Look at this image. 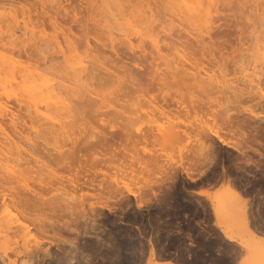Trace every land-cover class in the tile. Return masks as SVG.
<instances>
[{"label": "rangeland", "instance_id": "obj_1", "mask_svg": "<svg viewBox=\"0 0 264 264\" xmlns=\"http://www.w3.org/2000/svg\"><path fill=\"white\" fill-rule=\"evenodd\" d=\"M6 1L9 0L0 2V22H2L0 24L4 25L5 23V28L9 21H6L8 17L11 20L17 18V20L14 19L16 21L19 18L21 24L24 22L23 20H26L24 22L25 25L33 27V31L38 34L33 35L34 38L36 37V41H42L46 45H41V43L42 48L39 46L41 50L40 48L37 49L36 46L39 43L37 42L38 45L34 46L33 37L30 39L33 44L28 41L29 39L27 41L30 43L27 44V41H25L27 38L25 37L30 38L28 33L32 32V29L27 26L28 33H26V36L25 34L22 35L25 38L23 40L24 38L20 34L25 32L24 23L22 28L17 30L20 39L16 38L19 41L7 34L9 32L7 28L3 29L4 34H0V55L4 57L6 62L11 61L7 63L9 64L8 67L13 65L14 70L18 71L19 69V73L14 71L15 76L17 75L16 77H11L9 74L10 76L8 75L9 77L7 76L4 80L0 79V85L2 83L7 85L2 84L5 87L0 86V90L5 88L4 94L7 92L5 95H3L2 91L0 92V100H3V102L2 100L0 102L3 105L7 103V107L10 111L12 109V114H14V116H9H13V118L18 120L15 125L11 122L12 120L10 121L11 118L5 117L2 119L0 117L2 121L0 122V264H61L62 262V264H137L145 256H147L148 261L150 260V240L154 243L156 250L160 249L159 252H163L164 255L162 257L166 256L165 258L176 260L177 256L171 253L170 250L178 251L180 254L187 248L192 251L195 248L194 244H199L203 245L211 253L210 261L213 264H263L256 260L257 258L253 259L254 255L252 257L247 248L239 246L237 242L229 241L224 237L219 227L214 224L212 205L207 197L200 198L196 196L199 194L196 191L199 188L201 189V187L205 188V185H208L206 187H211L212 191L207 189L213 193L214 191L225 189L227 183L224 180L221 181L218 178L217 181L210 182L209 185L206 182H201V179L205 178L209 173L212 175L213 171H227L228 175L236 181L235 183H238L237 185L240 189L243 188L244 193L247 195L246 197L249 198L246 201V206H248L246 209L248 211L250 209L253 210L249 212L253 213L252 215L257 222L256 225L264 233V67H261L259 60L257 62L251 56L254 54L259 56L264 52V26H261L258 22V19L260 18L261 20L262 18L258 16L261 12L257 10L258 12L254 13L252 1L249 0V3L243 5L242 2L238 4L240 0H231L228 2L229 4L226 3L227 0H219L218 5L221 3L218 7L219 12L216 11L215 7H212L210 15L201 17L200 24H198L199 21L197 23L195 17H192L193 19L185 18L184 20L185 16L181 18L184 14L178 10L173 12L171 8H177V5L172 6L170 3L171 7L167 4L168 2H165L167 0H164L165 3L162 0V2L160 0H131L133 5L128 3L131 7L128 8L129 6L126 4L127 9L131 11L135 7L138 9L140 5L143 7L147 6L146 8L144 7L148 12L146 14H151L153 17L146 15L149 17V21L144 22L146 18L138 16L136 8L132 11L133 13L136 12V16H133V13L125 8L127 12L122 22L123 25L121 22L119 23L122 25V30L123 28L125 31L126 29L128 30L127 32H122L120 29V32L115 31L119 25V23L118 25L115 23L114 33H118L119 36L117 34L110 35L109 30H105L108 27L104 28L108 23L105 24L106 19L112 24L115 22L112 20H116L115 16H112L113 19L109 17L112 13L107 15L109 10L112 9V12L115 13L113 15H119L120 13V10L117 12L118 8H115V4L113 6L110 3V5L106 0H95L96 8L102 10L98 9L100 12L97 9V11L92 10V7L95 6L91 3L92 0L91 2L90 0H14L12 3ZM259 3L262 4V1L260 0ZM240 6H244L250 11L244 7L242 9ZM52 7H60V13L55 15L56 20H51L47 15H43V17L41 14L44 8L51 9ZM62 8L67 9V11L62 10ZM103 8L107 11L105 12L106 15L103 13ZM258 8L262 9L264 7L260 6ZM148 9H151L150 11L153 13L148 11ZM243 10L248 12L243 14ZM175 12L177 15H174ZM37 14L40 15L37 16ZM122 14L120 13L117 19L122 20ZM127 14L134 21L125 20V18L128 19ZM88 17L90 19L96 18L95 22ZM135 17H140L141 22L137 19L139 24L142 22L144 23L143 25L149 23V27H146V24L141 29L142 25H140L139 29L141 31H139V34L138 32L136 33L137 30L135 29V34L132 31L136 23ZM103 18L104 26L102 25V29H100ZM11 20L10 22L12 23L13 21ZM96 20L98 21L96 22ZM150 20H152L153 24ZM26 22L29 23L26 24ZM79 22L81 25H79ZM20 23L19 25H21ZM97 23L99 25H96ZM126 23L129 25L128 28L124 25ZM139 24L136 23V25ZM241 25L245 35L242 34L243 40L242 38L240 40L233 39V46L228 47V51L225 52L227 68L218 70V67H215L216 69H213V71L210 70L212 68L208 69L209 75L214 74L212 77H215L216 74L217 79L220 77L218 80L221 82L222 80L223 82L227 81L226 85L230 86L225 88L226 92L215 94L212 91L213 96L212 92H206L207 90H209L208 92L211 91L208 87L206 88V84L202 85L199 80L195 79L197 75H194L193 81L189 79L193 76V72L197 71V68L202 69L203 61L200 57L197 58L198 61L192 60L193 66L186 63L187 67L184 66L182 68L183 70L189 66L186 73H188V76L190 74L192 76H187L188 81L186 75L177 73L176 66L181 64L179 63L180 61H176V59H179L178 55H176V49L177 47H183L181 45L182 41L188 38L193 40V37H196L199 32L204 35L207 29V31L215 33L214 35L212 34L213 40L218 36V39L216 38L215 40L219 43L224 41L223 39L226 36L222 35L223 39H220L219 37L222 36L217 35V32L218 34H226L228 32L225 31H235ZM235 26L238 27L236 28ZM130 27H132L131 30ZM152 27L154 28L153 30ZM13 29L15 28L13 27ZM21 29L24 31L21 32ZM29 29H31L30 32ZM136 29H138V26ZM100 30L103 31L101 32ZM128 34L131 37H127ZM8 35L10 40L7 37ZM116 36L118 37L115 40ZM123 36L132 41L133 49L128 47V40ZM87 37L91 47L86 44L88 43L86 41ZM103 37H105V42H102L104 41ZM152 37H156L159 40L161 55L164 56L158 60L161 65L159 70L160 81L153 78V64L157 62L151 53L158 55V52L152 47ZM11 38H15L14 40L17 42ZM206 38L208 39V37ZM106 40L109 41L107 42ZM12 41L16 44H13ZM20 41L22 42L21 44ZM18 42L19 44H17ZM109 42L110 44L112 42L115 43L116 48L117 46L118 48L120 47L121 52L119 53L123 55V61L120 59L121 57H117L115 53L113 54L108 47H104L105 44L109 45ZM126 42L127 44H125ZM23 45H25V48ZM86 46L87 49L85 50ZM103 48H108L109 50H104ZM44 50L47 51H45L44 55H48L50 58L42 55ZM72 51L73 54L75 53L74 55L71 54ZM146 51H148V56H142ZM187 51L191 52L188 49ZM77 53L82 54L83 58L80 57V54L76 55ZM75 55L76 58H82V63L88 64L86 65L87 68L93 71V74H91V71H86L90 75L86 73L87 75L83 82V85H87L84 89L88 90L89 94H86L88 91L83 90L84 94L82 92L81 95H78V98L74 95L73 97L72 92H69L70 87L72 88L70 85L74 84H70L69 89L67 85L72 80L67 81L72 77L69 75L70 70H72L71 63H74V61L75 63L79 62V59L72 57ZM94 55L97 57L102 56L101 58H96L93 57ZM87 58L91 59L88 60ZM93 58L96 59L94 63H92ZM68 59H70V62H67ZM245 59L247 60L245 61ZM242 60L245 62L242 63ZM100 61L104 66L110 67L109 69H112L113 72H108L109 69L107 67L102 68L103 65ZM235 61H241L240 63L244 65H242L244 68L241 66V69L243 68L244 70L239 69L240 67L238 66L241 64L237 63L235 65ZM97 62L98 64H96ZM228 62L231 64L228 65ZM256 62L259 64H256ZM245 63L247 66H245ZM27 70L35 77L34 80L38 78L41 80L43 76L50 77L53 79L49 78L52 81L50 84L56 83V87L55 85L53 87L55 89L58 87L57 91L59 93L63 92L67 96V93H70V96H68L70 99L68 101L64 99V101L70 103L69 105L73 104L70 108L74 109L71 108L70 110L69 108L71 111L68 110L70 115L67 113V117L63 116L67 122H65V126L61 127L57 124L54 127L49 123L44 124L43 121H35L33 118L34 122L29 117V111L18 103L16 98L18 88L16 87L22 85L15 87L12 84L13 87L10 88L9 82L12 81L14 83L16 80V84L18 82L21 83L19 74L23 72L26 75ZM29 72L27 75H29ZM129 72L132 73L134 80L130 77L131 74ZM7 73L4 72L3 74L6 75ZM117 73L120 76L122 75L123 81L120 82V79H117ZM221 73H224V75ZM182 75L185 76L183 81ZM180 76L182 77L180 78ZM72 83H74L73 80ZM63 84L64 86L67 85V87H64ZM12 88L14 89L12 90ZM10 91L15 92L10 95ZM201 91H204L203 94ZM179 92H183V95ZM8 94L10 95L9 97ZM62 94L59 95L67 97ZM180 97V100L184 102L183 107L185 108L182 112H178L177 109V101ZM210 99H213V101ZM71 100L72 102H69ZM207 102L210 103L208 104ZM210 106H212L211 109ZM215 109L218 110L215 111ZM61 112H59L61 115L57 112V116L58 114L59 116L65 114ZM214 112L219 113L216 115ZM226 114H228L229 118L226 117ZM205 122L204 126L210 124L208 126H213L216 130L217 128L219 131L222 129L220 134H222V137L224 136L226 143L216 138V142L211 145L216 156L215 162L208 165V167L200 166L201 169L200 167L198 169L197 165H191L189 157H193L196 152L201 150H198V145L202 147L203 140L201 141L197 136L195 137L194 132L192 135L196 140L195 138L185 140L182 131L188 127H196L195 124L198 126ZM189 130L191 131V129ZM179 133L182 136H179ZM196 141L197 143H195ZM193 144L197 145V148ZM115 147L124 148V150L118 151L116 149L117 151H114ZM240 147H242L243 151H246L244 152L245 154L239 151ZM196 149L198 151H195ZM190 150L194 151L193 155V151L190 152ZM27 152H31L33 156H29ZM181 163H184L183 165L186 167L191 165L190 169L196 172L195 176L198 177L197 181H195L198 185L190 181L186 174L181 171V167L178 166ZM85 169L91 170V175H93L90 177L88 175L89 172ZM173 169L177 170L176 175H174L176 182L168 179L171 172L174 171ZM202 169L206 170V175L202 177L200 175L199 178L197 175L200 172H204ZM84 170L88 173H85ZM95 172L100 173V175L97 174L95 176ZM93 176L94 179L92 178ZM89 177L91 180L93 179V182L89 181ZM149 181L163 182L161 183L163 185H160L161 187L158 185L154 186L155 191H161L160 199L152 196L150 189H147L150 193L146 191L145 186H147L146 184ZM99 183L104 188H100ZM110 187H128L133 190L144 188L142 189L143 192L140 193L141 197H147L148 195L146 196L144 192H148L154 198L152 202L145 203L141 208H138L137 203L139 200L134 195H130L129 205L131 204V207L127 206L125 201V204L121 205L115 200L116 198H113L114 193L108 191ZM236 202L238 201L236 200ZM236 202L233 205L238 208L240 201ZM91 204H95L100 208L102 213L97 216L87 212L88 215L87 218L86 216L84 217L86 218L85 220L82 217V209L84 207L89 210ZM237 211L236 209L231 215L227 212L228 215L224 217V220H226L229 228L235 234L240 232L247 239L249 236L246 231L244 233V228L240 224V214H237ZM183 213L188 215L183 216ZM230 216L234 217V219ZM74 217L78 219V224L72 222L70 227H75L77 232L63 230L61 223L66 219H74ZM122 221L131 223V226L128 227L133 230L119 232L120 234L124 233L127 238L128 251L122 252L119 249L122 247L121 244L116 242H113L114 251H108L106 243H103L110 232L106 227L109 226V223H114L117 224L114 228L119 229L118 226H123ZM57 232L59 235H57ZM61 236L62 238L73 239L77 244H75L76 247H72L71 244L61 243L62 241H59L63 240ZM47 248L50 249V257L44 253ZM3 249L6 250V256L2 255ZM166 252L170 254L167 253V255ZM218 252L223 253L225 256L223 263L219 262L220 256L217 254ZM126 257L129 258L127 259Z\"/></svg>", "mask_w": 264, "mask_h": 264}, {"label": "bare ground", "instance_id": "obj_2", "mask_svg": "<svg viewBox=\"0 0 264 264\" xmlns=\"http://www.w3.org/2000/svg\"><path fill=\"white\" fill-rule=\"evenodd\" d=\"M4 0H0V2H3ZM12 1H14V0H9V1H6V2H11L12 3ZM89 1V0H88ZM94 1V2H93ZM109 4L111 3V4H113V6H114V4H115V8L117 9V12H119V10H120V13L123 15V19L121 20H119V19H117V16L119 17V15H120V13H119V15H113V14H115V13H113L112 12V7L113 6H111V8L110 7H108V8H110L111 10H109V9H107V10H109L108 12L109 13H107V15L109 14H111L112 13V15H110L109 17H112V16H115L114 18H116V20H112L113 19V17H112V21H115L114 22V24H112L111 22H109V20L108 19H106L105 21V24L108 22V23H110V24H106L105 26H104V18L102 19L103 20V24L101 23V22H99V23H101V28L100 29H102V25L104 26V28H106V27H108V29L106 28L105 30H109V32L111 33L110 35H114V34H117L118 35V33H114V29L116 28L115 26H116V24L118 25V23L119 22H123L124 21V17H125V15H126V10H125V8L127 9V6H129V4H132V2H131V0H106ZM134 1V0H133ZM161 1V0H160ZM163 2H164V0H162ZM161 1V2H162ZM221 1V0H220ZM219 0H167V1H165L168 5H170V3L172 4V6L173 5H177V8L175 7V8H173L171 5V9H172V11L174 12V10L176 11V10H178L180 13H182V14H184V15H182L181 16V18L183 17V16H185L184 17V20H185V18H192V17H195L196 18V22L198 23V21H199V23L198 24H200V19H201V17H204L205 15H210V12H211V10H212V7L214 8H216V11H218L219 12V9H218V7H219V5L221 4H219L218 5V2H220ZM229 1H231V0H227V2L226 3H228ZM238 1V0H237ZM249 0H240V1H238V4L240 3V2H242L243 3V5H245L246 3H249L248 2ZM252 1V4L254 5V10H255V12L254 13H256V12H258L259 10H260V12L261 13H259L258 14V16L260 17H262L261 18V20H260V18L258 19V22L260 23V25L261 26H264V8H258V7H260V6H263L264 7V0H261L262 1V4L261 3H259L260 2V0H251ZM90 2H91V0H90ZM97 2V1H96ZM99 2H101V1H99ZM164 2V3H165ZM223 2H225V1H223ZM92 4H94L95 3V0H92V2H91ZM129 3V4H128ZM225 3V4H226ZM230 3H232V2H230ZM91 4V6H93ZM102 4V3H101ZM104 4V3H103ZM106 4V3H105ZM110 4V5H111ZM126 4H127V6H126ZM163 4V3H162ZM229 4V3H228ZM95 6H93L92 7V10L93 11H97L99 8H96V4H94ZM98 5V4H97ZM109 5V6H110ZM133 5V4H132ZM131 5V6H132ZM167 5V6H168ZM222 5H223V3H222ZM89 6V5H88ZM126 6V7H125ZM161 6V5H160ZM165 6V5H164ZM105 7H107V6H105ZM145 8L147 7V6H144ZM143 6H141L140 5V7H138V9H137V7H135L134 9L135 10H137V15L138 16H142L143 18H146V20L144 21V22H148L149 21V17L148 16H150V15H148V14H146V13H148L147 12V9H145ZM162 7V6H161ZM241 7V6H240ZM244 7V6H243ZM243 7H241L242 9H243ZM59 8L60 7H52L51 9H46V8H44V10L42 11V16L44 15H47L48 17H50L51 18V20H56V17H55V15L56 14H58V13H60L59 12ZM128 8H131L130 6L128 7ZM140 8V9H139ZM163 8V7H162ZM168 8V7H167ZM167 8H165L166 10H167ZM240 8V9H241ZM244 8H246V7H244ZM258 8V9H257ZM90 9V8H89ZM97 9V10H96ZM105 8H103V13L105 14V12H107L106 11V9L104 10ZM113 9H114V7H113ZM133 9V8H132ZM133 9V10H134ZM170 9V10H171ZM242 9H241V13H242ZM247 9V8H246ZM245 9V10H246ZM62 10H66L67 11V9H65V8H62ZM88 10V9H87ZM91 10V11H92ZM100 11H102L101 9H99ZM98 10V12H100ZM127 10H129V9H127ZM133 10H129L130 12H132ZM151 9H148V11H150ZM245 10H243V14L244 13H247L248 11H250L249 9H247L248 11H246L245 12ZM258 10V11H257ZM111 11V12H110ZM113 11H115V10H113ZM171 11V12H172ZM177 11V12H178ZM151 12V11H150ZM165 12V11H164ZM169 12V11H168ZM170 12V13H171ZM178 12V13H179ZM52 13V14H51ZM133 13V12H132ZM136 12H134L132 15L133 16H136V14H135ZM151 13H153V12H151ZM103 14V15H104ZM116 14H118V13H116ZM40 14H37V16H39ZM76 15V14H75ZM106 15V14H105ZM121 15V16H122ZM128 15V14H127ZM130 15H131V13H130ZM130 15H128V19H126L125 18V20H127V21H134V20H131L130 19ZM146 15H148V16H146ZM174 15H177V13L175 12L174 13ZM9 16V15H8ZM43 16V17H44ZM132 16V17H133ZM17 17V16H16ZM94 17V16H93ZM98 17V16H97ZM150 17H153L152 15L150 16ZM11 18V17H10ZM89 19H90V17H88ZM122 18V17H121ZM134 18V17H133ZM136 18V17H135ZM6 19V18H5ZM13 19V18H12ZM14 19H16L17 20V18H14ZM11 20V19H9V17H8V19L6 20V21H8V23H7V25H6V27L5 28H7V30L9 31L7 34H9L10 35V37H18V34H17V30H18V28H22V24L26 21V20H23L22 22V24L20 23V21H19V18H18V21H19V23L21 24V25H19V23H18V21H16V20ZM94 22H95V19H93V18H91ZM90 19V20H91ZM137 19H138V21H140L141 22V19H140V17L139 18H136V23L137 24H139V22H137ZM148 19V20H147ZM193 19V18H192ZM10 20L11 21H13L12 23L10 22ZM99 20H101L100 18H99ZM119 20V21H118ZM153 20V19H152ZM152 20H150V22L153 24V22H152ZM4 21V20H3ZM77 21H78V19H77ZM86 21V20H85ZM98 20H96V22H97ZM154 21V20H153ZM186 21H187V19H186ZM189 21V20H188ZM11 24H10V23ZM155 22V21H154ZM193 22V21H192ZM0 23H2V22H0ZM29 23V22H28ZM27 22H26V24H28ZM80 23V22H79ZM86 23H87V21H86ZM116 23V24H115ZM121 23H119V25L117 26V30H115V31H118V32H120L119 31V29L120 30H122V25H123V23H122V25H120ZM135 23V22H134ZM136 23H135V25H134V27L136 26V28H137V26H138V29H136V28H134L133 27V29H132V31H133V33L135 32V30H137L136 31V33L138 32V34H139V31H141L140 29L141 28H143L146 24V27L149 25V23H146L145 25H143L144 23L142 22L141 24H139V25H136ZM150 23V24H151ZM257 23V22H256ZM255 23V24H256ZM31 24V23H30ZM84 24V23H83ZM89 24H90V22H89ZM88 24V25H89ZM188 24V23H187ZM190 24V23H189ZM193 24V23H192ZM253 24H254V22H253ZM79 25H81V23L79 24ZM85 25V24H84ZM92 25H93V23H92ZM96 25H99L98 23L96 24ZM124 25H126V28H128V26L129 25H127V23L126 24H124ZM140 25H142L141 27H140ZM243 25V24H242ZM242 25L240 26V27H238V26H235L236 28H237V30H233L232 32H229V31H225V32H228V33H226V34H218V32H217V35H220V36H226V37H228L227 39H226V37H225V39H223V36L222 37H219L220 39L222 38L224 41H222V42H216V38L218 37H216L214 40H213V35L215 34H213V33H211L212 31H207V29L205 30V32H206V34H205V32H204V35L201 33V32H199L198 34H200V35H196V37H193L194 39L193 40H191V38H188L187 40H185V41H182L183 43L181 44V45H183V47H177V51H176V55H178V58L179 59H176V61L178 60V61H180L179 63L181 64V65H179V66H176V70L178 71L177 73L179 74H184V75H186V77L188 76V73H186V72H188L187 71V69L189 68V66H188V68H185V69H183L182 70V68H184V66L185 67H187L185 64L186 63H189V65L190 64H192V60L193 61H198V59L197 58H202V61H203V64H202V69H199V68H195L197 71H195V72H197L196 74H195V72H193L194 74H193V76H192V74H190L192 77L191 78H189L190 80L194 77V75L196 76L195 77V79L196 80H199L200 81V83H202V85L203 84H206L207 86H206V88L208 87L211 91L210 92H208L209 90H207L206 92L207 93H211L212 91L215 93V94H219V93H221V92H223V91H225V88L227 87H229L228 85H226V82L227 81H224L223 82V80H222V82L220 81V80H218V79H220V77H218V79H217V77H216V74H215V77H212V75H214V74H211V75H209V72H208V69H210V68H212V69H210L211 71H213V69L215 70L216 68L215 67H218V70L220 69H224V68H227L226 66H227V57H225L226 56V53L225 52H227L228 50V47H232L233 46V43H234V40H237V39H241L242 38V34H244V31H243V29H242ZM247 25V24H246ZM4 26H5V23H4V25H1L0 24V34H4V30H5V28H4ZM25 26H26V28H25ZM27 26L29 27V25H25V23H24V25H23V28L25 29V32H23V34H20L21 35V37H22V35H24L25 34V36L27 35L26 33H28V29H27ZM33 26V25H32ZM94 26V25H93ZM92 26V27H93ZM114 26V27H113ZM120 26V27H119ZM152 26V25H151ZM151 26H150V28H151ZM13 27L15 28V29H13ZM124 27V26H123ZM139 27H140V29H139ZM149 27V26H148ZM17 28V29H16ZM29 28H31L32 29V32H30L31 31V29H29V32L30 33H28V35L30 36V38L29 37H25V38H27L26 40H25V38H24V36L22 37V38H24L23 40H25V41H27L28 39V41H30V39L33 37V35H38L35 31H33L34 29H33V27H29ZM131 28L132 27H130V30H131ZM235 28V29H236ZM4 29V30H3ZM135 29V30H134ZM154 28L152 27V30H153ZM36 30V29H35ZM105 30H104V32H105ZM127 30L128 29H126V31L124 30V28H123V30H122V32H127ZM246 30V29H245ZM22 31H24L23 29H21V32ZM101 31V30H100ZM103 31V30H102ZM101 31V32H102ZM131 31V32H132ZM199 31V30H198ZM36 34H35V33ZM108 32V31H107ZM108 32V33H109ZM128 32H130V31H128ZM143 32V31H142ZM234 32V33H233ZM106 33V32H105ZM141 33V32H140ZM145 33V32H144ZM220 33V32H219ZM246 33V32H245ZM264 33V32H263ZM130 34V33H129ZM129 34H128V36L127 37H131V36H129ZM132 34V33H131ZM135 34V33H134ZM188 34H189V32H188ZM213 34V35H212ZM6 35V34H5ZM9 35L7 36V37H9ZM17 35V36H16ZM109 35V34H108ZM109 35V36H110ZM121 35H123L122 33H121ZM127 35V34H126ZM145 35L147 36V34L145 33ZM228 35V36H227ZM245 35V34H244ZM243 35V36H244ZM100 36V35H99ZM108 36V37H109ZM119 36V35H118ZM118 36H116V38H115V40L117 39V37ZM125 36V35H124ZM123 36V37H124ZM216 36V35H215ZM10 37H9V40H10ZM20 37V36H19ZM18 37V38H19ZM39 37V36H38ZM37 37V38H38ZM113 37V36H112ZM115 37V36H114ZM127 37H124V38H127ZM142 37H144V36H142ZM206 37H208V39L206 38ZM232 38V39H230V38ZM245 37V36H244ZM258 37V36H257ZM11 38V39H12ZM14 38V39H15ZM18 38H16V40L17 41H19L18 40ZM45 38V37H44ZM104 38L105 37H103V40H104ZM14 39H12L13 41H15V42H17L16 40H14ZM20 39V38H19ZM32 39H34V46H36V45H38V43H39V45L38 46H36V48L38 49V48H42V46L41 45H46L44 42H42V41H40V42H38V41H36V37L34 38H32ZM41 39V38H40ZM100 39H102L101 37H100ZM110 41H112L110 38H108ZM113 39V38H112ZM218 39V38H217ZM234 39V40H233ZM22 40V39H21ZM108 40V41H109ZM127 40H128V38H127ZM126 39H125V41H127ZM151 40H152V47L154 48V49H156V51L158 52V55H156V54H153V53H151L152 55H153V58H154V60L157 62V63H154L153 64V67H154V75H153V78L154 79H158L159 81L161 80V77H160V72H159V70H160V64L158 63V60L161 58V57H164L163 55H161V47H160V42H159V40L156 38V37H152L151 38ZM238 40V41H239ZM242 40H243V38H242ZM241 40V41H242ZM13 41H12V43H13ZM26 42L27 44L28 43H30V42ZM36 41V42H35ZM46 41H48V40H46ZM45 41V42H46ZM57 41V40H56ZM86 41H88V37H87V40ZM107 41V40H106ZM107 41V42H108ZM217 41H219V40H217ZM238 41H236V42H238ZM14 42V43H15ZM38 42V43H37ZM49 42H50V40H49ZM102 42H105V40L104 41H102ZM122 42H124L123 40H122ZM13 43V44H14ZM22 42L20 41V44H21ZM25 43V44H26ZM32 43V42H31ZM32 43V44H33ZM42 43V44H41ZM51 43V42H50ZM55 43H57V42H55ZM118 43H119V41H118ZM117 43V44H118ZM16 44V43H15ZM17 44H19V42L17 43ZM31 44V45H32ZM41 44V45H40ZM48 44V43H47ZM52 44H54L53 42H52ZM58 44V43H57ZM56 44V45H57ZM86 44H88V45H90V43H89V41H88V43H86ZM115 43H113L112 42V44H110V42H109V45H110V47H109V45H107V44H105L104 45V47L106 48V47H108L109 49H110V51L111 52H113V54L115 53L116 55H117V57H121L120 59L123 61L124 59V57H123V55H121V53H119V52H121L120 50L121 49H119L118 48V46H117V48L115 47V45H114ZM125 44H127V42L125 43ZM51 45V44H50ZM55 45V44H54ZM128 47H130L131 49H133L134 48V46H133V43H132V41L131 40H128ZM25 45H23V47H24ZM40 46V47H39ZM58 46V45H57ZM78 46V45H77ZM85 46V45H84ZM89 47V46H88ZM90 47H91V45H90ZM25 48V47H24ZM41 48H40V50H41ZM43 48H44V46H43ZM49 48V47H48ZM107 48V49H108ZM73 49H75V48H73ZM87 49V46H86V48H85V50ZM104 49V48H103ZM107 49H104V50H107ZM108 49V50H109ZM187 49L188 50H191V52L189 53V51H187ZM40 50H38V51H40ZM46 50H49V49H46ZM46 50H44V52H43V56H47L48 57V55H44L45 54V51ZM76 50V49H75ZM74 50V51H75ZM88 51V50H87ZM145 51V50H144ZM255 51V50H254ZM257 51H259L258 49H257ZM47 52V51H46ZM49 52V51H48ZM110 52V53H111ZM148 51H146V52H144L143 53V55L142 56H144V57H147L148 56V53H147ZM47 54V53H46ZM51 54V53H50ZM71 54H73V51L71 52ZM75 54V53H74ZM73 54V55H74ZM80 53H77L76 55H79ZM254 54V53H253ZM261 54V53H260ZM65 55V54H64ZM66 55H68V54H66ZM76 55L75 56H72V57H74L75 59H79V62H77L78 64H80V65H78L77 63H75V61H74V63L72 64L71 63V67H72V70H70L71 72H69V71H67V72H69L70 74V79L69 80H67V81H70L71 79L73 80V82L74 83H72V80L69 82V83H67V85H68V89H69V85L70 84H74V85H70V86H72V88L70 87V90H69V92H72V96L74 95V96H77V98H78V95H81V93L83 92V90H86V89H84V87L86 88V86L87 85H83L84 83V78H85V76L87 75L86 73H88V72H86V71H91V70H89L88 68H87V66L86 65H88V64H84V63H82L83 61L81 60L83 57L81 56L82 54H80V57H82L81 59H80V57L79 58H76ZM84 55V54H83ZM100 55V54H99ZM111 55V54H110ZM50 56V55H49ZM102 56V55H101ZM101 56H98V57H100L101 58ZM252 56V58L254 57V59H255V61H257V60H259L260 61V63H261V67L263 68L264 67V52L261 54V55H259V56H255V54L254 55H251ZM89 57V56H88ZM93 57H96V58H98L97 56H93ZM3 58V59H2ZM48 58H50V57H48ZM73 58V59H74ZM84 58H85V56H84ZM176 58V57H175ZM74 59V60H75ZM88 60H90L89 58H87ZM119 59V58H118ZM253 59V60H254ZM76 60V61H77ZM94 60H96L95 58H93V62L92 63H94ZM101 60V59H100ZM247 59H245V61H246ZM65 61H66V59H65ZM81 61V62H80ZM177 61V62H178ZM233 61V60H232ZM231 61V62H232ZM245 61H243L242 60V63H244ZM255 61H254V63H255ZM259 61H257V62H259ZM11 61H8V62H6L5 60H4V57H2L1 55H0V79L2 80H4L5 78H7V76L10 74L11 75V77H14L15 76V72L14 71H16V70H14V66L13 65H11V64H13V63H11L10 65H11V67H8V65L9 64H7V63H10ZM67 62H70V59H68V61ZM96 62V61H95ZM241 61H235V65L237 64V63H239V64H241V65H239L238 67H240L239 69H241V66L243 65L242 63H240ZM248 62V61H247ZM256 62V64H259V63H257ZM100 63H101V61H100ZM99 63V64H100ZM105 63V62H104ZM194 63V62H193ZM229 63V62H228ZM250 63V62H249ZM66 64V63H65ZM96 64H98V62L96 63ZM96 64H95V66H96ZM102 64V63H101ZM177 64V63H176ZM231 63H229L228 65H230ZM94 65V64H93ZM103 65V64H102ZM255 65V64H254ZM98 66V65H97ZM191 66H193V64L191 65ZM244 66V65H243ZM242 66V67H243ZM245 66H247V64L245 63ZM13 67V68H12ZM66 67V66H65ZM68 67V66H67ZM70 67V68H71ZM93 67V66H92ZM106 68L107 66H104L103 65V67L102 68ZM252 67H253V65H252ZM16 68V67H15ZM94 68V67H93ZM96 68V67H95ZM110 67H107V69H109ZM244 68V67H243ZM242 68V69H243ZM88 69V70H87ZM92 69V68H91ZM191 69V68H190ZM189 69V71H191ZM193 69H194V67H193ZM241 69V70H242ZM264 69V68H263ZM67 70V69H66ZM112 70V69H111ZM110 69H109V71L108 72H113V70L111 71ZM225 70V69H224ZM238 70V69H237ZM244 70V69H243ZM10 71H11V73H10ZM23 71H25V70H23ZM28 72H29V70H27ZM26 71V75H24L23 74V72L22 73H20L19 74V78L21 77V83H15V81H14V83L11 81V82H9V84L11 85H9L10 86V88L11 87H13V85L12 84H14V86L16 87L17 85H22V86H18V87H16V88H18L17 89V93L18 94H16L17 95V101H18V103H20L22 106H24V108L26 109V110H28L29 112V117H31L32 118V121H34L33 120V118L35 119V121L37 120V121H43V123L45 124V123H49V124H51V125H57V124H59L61 127H63V126H65V120H64V118H63V116L64 117H67L66 115H67V113L69 114V111L71 110V108H70V106L71 105H73V104H71V105H69L70 103H68V102H66V101H64V99L66 100L67 99V101H68V99H70L68 96H70L69 94V92H68V90H66L68 93V96L67 95H65L63 92V94L65 95V96H67L66 98L65 97H63V96H60L59 94H62V93H59L58 91H57V88L55 89V87H56V83L55 84H50V82H52V81H50V77H45V76H43V78L41 77V80L39 79H35L34 80V78L35 77H33V75L31 74V72H29V75H27L28 74V72ZM263 71V70H262ZM6 73V72H8L6 75L5 74H3V73ZM16 72H18L19 73V69H18V71H16ZM93 71H91V74H93L92 73ZM107 72V71H106ZM1 73H2V75H1ZM17 73V74H18ZM34 73H36V72H34ZM202 73H204V74H202ZM22 74V75H21ZM37 74V73H36ZM35 74V75H36ZM40 74V73H39ZM43 74V73H42ZM42 74H41V76H42ZM64 74H66V72H64ZM89 74V73H88ZM113 74V73H112ZM129 74H131L130 75V77L132 78V80H134V77L132 76V73H130L129 72ZM221 74H223L224 75V73H221ZM9 75V76H10ZM13 75V76H12ZM34 75V76H35ZM60 75V74H59ZM67 75V74H66ZM90 75V74H89ZM114 75H115V73H114ZM190 75L188 76V77H190ZM220 75V74H219ZM8 76V77H9ZM17 76V75H16ZM15 76V77H16ZM31 76V77H30ZM119 77L120 76V74L118 75V73L116 74V77ZM122 76V75H121ZM117 77V79H120L119 81L121 82V81H123V77ZM183 76V75H182ZM182 76H180V78L182 77ZM218 76V75H217ZM4 77V78H3ZM33 77V78H32ZM45 77V78H44ZM188 77H187V81H188ZM221 77H224V76H221ZM46 78H48L47 80H46ZM50 78V79H49ZM65 78V77H64ZM185 78V76H183L182 77V81H183V79ZM43 79V80H42ZM67 79V78H66ZM195 79H194V82H195ZM226 79V78H225ZM7 81H8V79H6ZM5 80V81H6ZM38 80V81H37ZM45 80V81H44ZM51 80H53V79H51ZM86 80H88V79H86ZM4 81V82H5ZM18 81V80H17ZM49 81V82H48ZM66 81V82H67ZM185 81H186V79H185ZM192 81H193V79H192ZM3 82V81H2ZM180 82V81H179ZM191 82V81H190ZM229 82H231V81H229ZM1 83V82H0ZM23 83V84H22ZM184 83V82H183ZM199 83V82H198ZM232 84H234L233 82H231ZM3 84V83H2ZM1 84V85H2ZM65 84V83H64ZM64 84H63V86H64ZM179 84V83H178ZM189 84V83H188ZM196 84V83H195ZM228 84V83H227ZM0 85V86H1ZM3 85H6V84H3ZM2 85V86H3ZM53 85H55V87H53ZM59 85H60V83H59ZM67 85H65L66 87H67ZM180 85V84H179ZM194 85V84H193ZM201 85V84H200ZM7 86V85H6ZM64 86V87H65ZM89 86V85H88ZM181 86V85H180ZM183 86H184V84H183ZM199 86V85H198ZM3 87H5V86H3ZM60 87V86H59ZM197 87V86H196ZM195 87V88H196ZM1 88V87H0ZM6 88H9V87H6ZM15 88V89H16ZM189 88V87H188ZM205 88V87H204ZM4 90H5V88H3ZM14 88H12V90H13ZM20 89V90H19ZM72 89V90H71ZM91 89V88H90ZM4 90H0V92L2 91H4ZM8 90H10V89H8ZM61 90H62V88H61ZM61 90H60V92H61ZM192 90V89H191ZM199 90V89H198ZM202 90V89H201ZM205 90V89H204ZM215 90V91H214ZM6 91H7V89H6ZM86 91H88V90H86ZM94 91V90H93ZM227 91V90H226ZM225 91V92H226ZM12 92H15V91H10V95L11 94H13ZM21 92V93H20ZM200 92V91H199ZM202 92V91H201ZM204 92V91H203ZM203 92H202V94H203ZM205 92V94L207 95V93ZM213 92H212V94H213ZM21 95H20V94ZM95 93V92H94ZM180 93V92H179ZM183 92H181L180 94L181 95H183L182 94ZM5 94H7V92L5 93ZM4 94V92H3V95H5ZM62 94V95H63ZM83 94H84V92H83ZM82 94V95H83ZM86 94H89V91H88V93H86ZM179 94V95H180ZM211 94V95H212ZM2 95V94H1ZM9 94H8V97L10 96ZM206 95H204V96H206ZM73 96V97H74ZM85 96V95H84ZM213 96H214V94H213ZM62 97H63V99H62ZM72 97V98H73ZM182 97V96H181ZM181 97L178 99V101H177V103H178V105H177V109H178V112H182V110L183 109H185L184 107H183V104H184V102L183 101H181L180 99H181ZM76 98V97H75ZM80 98V97H79ZM214 99H215V97H214ZM2 100V99H1ZM0 100V101H1ZM211 100V99H210ZM218 100V99H217ZM74 101V100H73ZM211 101H213V99L211 100ZM2 102H3V100H2ZM2 102H0V117L3 119V118H11L10 119V121L11 122H13L15 125L17 124V121L18 120H16L17 118H13V116H14V114H12L13 113V111H12V109H11V111L9 110V108L7 107V103L6 104H2ZM16 102V101H15ZM69 102H72V100L71 101H69ZM75 102V101H74ZM17 103V104H18ZM176 103V104H177ZM208 104L210 103V102H207ZM214 103H215V101H214ZM9 104V103H8ZM212 104H213V102H212ZM211 104V105H212ZM11 105V104H10ZM9 106V105H8ZM22 106H21V108H22ZM75 106V105H74ZM12 107V106H11ZM10 107V108H11ZM186 107V106H185ZM188 107V106H187ZM69 108H70V110H69ZM191 108H192V106H191ZM212 108V106H210V109ZM72 109H74V108H72ZM214 109V108H213ZM212 109V110H213ZM57 110H59V111H57ZM69 110V111H68ZM216 110H218V109H215V111ZM59 113V112H61V113H65V114H63L62 116H59V114H58V116H57V112ZM73 111V110H72ZM54 112V113H53ZM71 112V111H70ZM213 112V111H212ZM9 113H11V114H9ZM214 113H216V115H218V113L217 112H214ZM213 113V114H214ZM221 113V112H220ZM208 114V113H207ZM211 114V113H210ZM9 115H13L12 117L11 116H9ZM61 115V114H60ZM70 115V114H69ZM69 115H68V117H69ZM215 115V114H214ZM227 116L226 117H228V114H226ZM263 115V114H262ZM8 116V117H7ZM223 116V115H222ZM17 117V116H16ZM63 119H62V118ZM0 118V119H1ZM31 118H30V121H31ZM229 118V117H228ZM208 119V118H207ZM211 119V118H210ZM234 119H236V118H234ZM20 120V119H19ZM34 121V122H35ZM210 121V120H209ZM220 121V120H219ZM0 122H2L1 120H0ZM25 122V121H24ZM33 122V123H34ZM213 122V121H212ZM227 122V121H226ZM41 123V122H40ZM67 123V122H66ZM219 123V122H218ZM13 124V125H14ZM43 124V125H44ZM206 124V122L205 123H202V124H199L198 126L195 124V126L196 127H194V128H190V127H188L189 129H191V131L187 128V129H185L184 131H182L183 132V135H184V137H185V140H190L191 138H193V135H192V133L195 135V137L197 136L198 137V139L200 140L201 139V141L203 140V142H202V144L203 145H201L202 147H200L199 145H198V150L199 149H201V150H195V151H198V152H196L195 153V155L192 157H189V159H190V163H191V165L192 166H196L197 168L198 167H200V166H204V167H208V165H211V164H213L215 161L214 160H216L215 158H216V156H215V152H213V149L211 148L212 146V144L214 143V142H216V138H218L220 141H222V142H224V143H226V139H224L223 137H222V134H220V132H221V130L219 131L218 130V128H217V130L212 126V127H210V126H208V125H210V124H207V126H204ZM212 124V123H211ZM216 124V123H215ZM221 124V123H220ZM235 126V125H234ZM234 126H233V128H234ZM55 127V126H54ZM219 127V126H218ZM232 127V126H231ZM219 128H221V127H219ZM228 128H229V125H228ZM235 129V128H234ZM238 131V130H237ZM240 132V131H239ZM244 132V131H243ZM242 132V133H243ZM181 133V132H180ZM178 134L179 136H182L181 134ZM1 134V133H0ZM4 134V133H3ZM7 135V134H6ZM242 135V134H241ZM5 136V135H4ZM8 136V135H7ZM6 137V136H5ZM111 137V136H110ZM194 137V138H195ZM248 137V136H247ZM6 138H8V137H6ZM113 138V137H112ZM193 138V139H194ZM10 139V138H9ZM249 139V138H248ZM195 140H196V138H195ZM198 140V141H199ZM192 141V140H191ZM190 141V142H191ZM201 141H199V142H201ZM189 142V143H190ZM195 143H197V141L195 142ZM245 143V142H244ZM229 144V143H228ZM194 145V144H193ZM192 145V146H193ZM195 146V145H194ZM214 146V145H213ZM250 146V145H249ZM182 147V146H181ZM180 147V148H181ZM244 147V146H243ZM17 148H18V146H17ZM194 148V147H193ZM195 148H197V145L195 146ZM194 148V149H195ZM245 148V147H244ZM243 148V149H244ZM118 150V151H123L124 150V148L122 149V148H117V147H115V149H114V151L115 150ZM193 149V150H194ZM245 149H247V148H245ZM116 150V151H117ZM192 150V151H193ZM211 150V151H210ZM191 150H190V152H192ZM239 151H241L242 153H244V152H246V151H243L242 150V147H240L239 148ZM27 153H29V156H33V154L31 153V152H27ZM193 153H194V151L192 152V155H193ZM20 154V153H19ZM23 154V153H22ZM245 154V153H244ZM22 156V155H21ZM247 160H249V159H247ZM247 160H245V161H247ZM182 164V165H181ZM180 165H178L179 167H181V171H183L185 174H186V177L187 178H189V180L190 181H193V182H195V181H197L196 179L198 178V177H196L195 175V173L196 172H194L193 170H191L190 169V167H191V165H190V167H186L185 165H183L184 163H181ZM199 165V166H198ZM82 166V165H81ZM215 166V165H214ZM214 166H213V168H214ZM84 167V166H83ZM217 167V166H216ZM87 168V167H86ZM218 168V167H217ZM88 169H90L89 167H88ZM199 169V168H198ZM200 169H201V167H200ZM205 169V168H204ZM218 169H220V168H218ZM85 170H87V169H85ZM84 170V172L85 173H88V175L91 177L92 175H91V170H92V168H91V170L89 171V170H87L88 172H86ZM174 170V169H173ZM203 170V169H202ZM201 170V171H202ZM210 170V169H209ZM94 170H92V172H93ZM99 171H101V170H99ZM198 171V170H197ZM204 172H200L199 173V171H198V173H199V175H197V176H199V178H200V175H201V177L203 176V175H206V170H203ZM208 171V170H207ZM213 171V170H212ZM220 171V170H219ZM222 172H217V171H213L214 173L209 177L208 175H206V177L205 178H203V179H201V182H206V184H209L210 185V182H213V181H217L218 180V178L219 179H221V181L222 180H224V181H226V183H227V187H225V189H221V190H217L216 192L214 191V193L213 192H211L210 190H208L207 189V187L206 186H208V185H205V188L204 187H201V185H200V187H201V189L199 188V190H197L196 192H198L199 194H201V195H204L205 197H207V199L209 200V202L211 203V205H212V211H213V216H214V220H215V225L216 226H218L219 227V229H220V231L222 232V234L224 235V237L227 239V240H229V241H235V242H237L238 244H239V246H242V247H244V248H247V250L249 251V253H251V255H252V257H253V255H254V257H253V259H255V258H257L256 260H258V261H260V262H262L263 264H264V233L263 232H261V229H260V227H258L257 225H256V220H255V218H254V216L246 209V207H248V206H246V201H248L249 200V198L248 197H246L247 195L244 193V190H243V188L242 189H240L239 187H238V183H235L236 181H234L229 175H228V173H227V171H224V170H221ZM82 172V171H81ZM80 172V173H81ZM169 172V171H168ZM94 173V172H93ZM102 173H103V171H102ZM176 173H177V170H174V171H172L171 172V175H169V174H167V175H169V178L168 179H170L171 181H175L176 182V180H175V176L174 175H176ZM96 174V175H95ZM95 176H97V174H99L100 175V173H97V172H95ZM103 174H105V172L103 173ZM230 174V173H229ZM84 175H86V174H84ZM106 175V174H105ZM90 177H89V179H90ZM93 179H94V176L92 177ZM96 178V177H95ZM92 179V180H93ZM97 179V178H96ZM165 179V178H164ZM91 179L89 180V181H92ZM169 180V181H170ZM95 181V180H94ZM97 181V180H96ZM220 181V180H219ZM93 182V181H92ZM91 183V182H90ZM161 183H163V182H159V181H156V182H151V181H149L148 182V184H146L147 186H145V189H146V191H149V190H147V189H150L151 190V192H152V196H154V197H157V198H159V196H160V193H161V191H155L154 189H155V185H158L159 187H161L163 184H161ZM196 183V182H195ZM246 183V182H245ZM193 184V183H192ZM197 184V183H196ZM205 184V183H204ZM95 185H96V183H95ZM161 185V186H160ZM198 185V184H197ZM213 185H214V183H213ZM236 185H237V188H236ZM250 185V184H249ZM93 186V185H92ZM226 186V185H225ZM99 187L100 188H104L102 185H101V183H99ZM213 187V186H212ZM242 187H244V186H242ZM142 189H144V188H142ZM142 189H140V190H133L132 188H120V187H114V188H109L108 189V191H110L111 193H114V197L113 198H116L115 200L116 201H118L121 205H123V203H124V201L126 202V204H127V206L129 205V200H130V195H134L136 198H137V200H139V202L137 203V207L138 208H141L145 203H150V202H152L153 201V198L149 195V193H150V191H149V193L148 192H144V193H146L145 195L147 196V197H141V192H143V190ZM162 189V188H161ZM210 189H211V187H210ZM157 190V189H156ZM150 196V197H149ZM178 197V196H177ZM144 198H146V199H144ZM156 198V199H157ZM188 198V197H187ZM247 198H248V200H247ZM250 198H252V197H250ZM141 199V200H140ZM160 199V198H159ZM236 200L239 202V206L240 205H242L241 207H239V206H237L238 208H236V207H234V202H236ZM128 201V202H127ZM199 202V201H198ZM238 202H236V203H238ZM125 204V203H124ZM198 204V203H197ZM131 205V204H130ZM129 205V206H130ZM231 205H232V207H231ZM99 207H104V206H99ZM131 207V206H130ZM238 210L237 211V214L239 213L240 214V224H241V226H243V230H244V233H245V231L247 232V234H248V236H249V238H244L243 236L244 235H242L240 232L238 233V234H235V232H233L230 228H229V225H228V223L226 222V220H224L225 218V216L226 215H228L227 214V212H229V215H231V213H233V211H236V209ZM251 208V207H250ZM122 209H123V206H122ZM127 209V208H126ZM119 210V209H118ZM253 210H251V212H252ZM87 212H91V213H93L94 215H97V216H100L101 215V210H100V208H98L95 204H91V206H90V209L89 210H86L84 207H83V209H82V217L84 218L85 216H86V218H87ZM249 212V213H248ZM134 214V213H133ZM74 215V214H73ZM96 216V217H97ZM95 217V216H94ZM227 217V216H226ZM229 217V216H228ZM231 217V216H230ZM86 218H84L85 220H86ZM231 218H233L234 219V217H231ZM71 219V218H70ZM64 220L62 223H61V225H59V226H61V228L63 229V230H71L72 232L73 231H76L77 232V229H75V227H73V228H71L70 227V223H72V222H76L77 224H78V219L77 218H75L74 217V219L72 218L71 220ZM95 219V218H94ZM236 220V219H235ZM60 223V222H59ZM55 226V225H54ZM58 227V226H57ZM55 228V227H54ZM59 228V227H58ZM60 228V229H61ZM67 228V229H66ZM56 229V228H55ZM59 229V230H60ZM61 229V230H62ZM58 230V229H57ZM70 231V232H71ZM78 233H80V232H78ZM57 235H59L58 234V232H57ZM59 237V236H58ZM64 237V236H63ZM67 237V236H66ZM60 238V237H59ZM183 238V237H182ZM61 239H63V240H59V241H62L61 243H67V244H71V246L72 247H74L75 246V244H76V242H74V240L72 239V240H70L69 238L67 239V238H62V236H61ZM111 239V238H110ZM181 239V238H180ZM179 239V240H180ZM97 240H99V239H97ZM109 241V240H108ZM113 241V240H112ZM104 242V241H103ZM59 243V242H58ZM110 243H112L111 241H110ZM110 243H108V244H110ZM121 243V242H120ZM124 243V242H123ZM192 243V242H191ZM38 245V244H37ZM64 245V244H63ZM77 245V244H76ZM150 245H151V258H150V260L147 262L148 264H160L161 262V260L159 261V259L160 258H162V255H164L163 254V252H159V250H156V248H155V246H154V243L152 242V240H150ZM208 245V244H207ZM62 246V245H61ZM61 246H60V248H61ZM70 246V247H71ZM111 246V245H110ZM59 247V246H58ZM57 247V248H58ZM76 247V246H75ZM112 247V246H111ZM59 248V249H60ZM79 248H80V246H79ZM108 248V247H107ZM106 248V249H107ZM71 249V248H70ZM99 249V248H98ZM42 251V250H41ZM78 251H80L79 249H78ZM84 251V250H83ZM164 251V250H163ZM69 252V251H68ZM82 252V251H81ZM44 253H45V255L46 256H51V253H50V249H45L44 250ZM6 254V250H4L3 249V251H2V255H5ZM170 254V253H169ZM233 254V253H232ZM41 255V254H40ZM63 255H64V253H63ZM76 255V254H75ZM168 255V254H167ZM6 256V255H5ZM65 256V255H64ZM75 257V256H74ZM81 257V256H80ZM131 257V256H130ZM150 257V256H149ZM164 257V256H163ZM166 257V256H165ZM54 258V257H53ZM57 258H59V257H57ZM61 258H62V256H61ZM127 258V257H126ZM129 258V257H128ZM127 258V259H128ZM263 258V259H262ZM73 259V258H72ZM225 259V258H224ZM59 260H60V258H59ZM58 260V261H59ZM63 260V259H62ZM135 260V259H134ZM167 260V259H166ZM182 259H179V257L177 258L176 257V260L175 259H173V258H169V261H167L168 263L167 264H184V262H182L181 261ZM185 260V259H184ZM262 260V261H261ZM54 261V260H53ZM61 261V260H60ZM78 261V260H77ZM125 261V260H124ZM131 261V260H130ZM141 261V260H140ZM158 261L160 262V263H158ZM225 261V260H224ZM68 262V261H67ZM58 263V262H57ZM61 263V262H60ZM63 263V262H62ZM61 263V264H62ZM202 263V262H201ZM227 263V262H226ZM34 264V263H33ZM59 264V263H58ZM109 264V263H108ZM161 264H164V263H161ZM204 264V263H203Z\"/></svg>", "mask_w": 264, "mask_h": 264}, {"label": "flooded vegetation", "instance_id": "obj_3", "mask_svg": "<svg viewBox=\"0 0 264 264\" xmlns=\"http://www.w3.org/2000/svg\"><path fill=\"white\" fill-rule=\"evenodd\" d=\"M185 200V199H184ZM187 201V200H185ZM183 216H187V213H183ZM117 224L114 223H109V226H107L106 228L110 231L109 235L107 236L106 241H104L103 243H106V248L108 251H114L115 246L113 245V242L116 243H120L122 247H120L119 249L122 252H127V238L125 237V234H120V231H124V230H131L128 226H131V223L128 222H124L122 221V225L123 226H118L119 229H115L114 227ZM137 227V225H135ZM115 234H114V233ZM111 238V239H110ZM109 240V241H108ZM113 240V241H112ZM110 241L112 243H110ZM124 242V243H123ZM110 243V244H108ZM190 244V243H189ZM112 247H111V246ZM194 249H192V251H190V249H185L184 252H180V254L178 253V251L175 250H170L171 253L175 254L177 256V258L179 257V259H182L181 261L184 262V264H213V262L210 261V255L211 253L206 250V248L203 247V245H199V244H194ZM169 252H166V254ZM220 256V261L219 262H224V254L218 252L217 253ZM185 259V260H184ZM202 262V263H201Z\"/></svg>", "mask_w": 264, "mask_h": 264}, {"label": "crops", "instance_id": "obj_4", "mask_svg": "<svg viewBox=\"0 0 264 264\" xmlns=\"http://www.w3.org/2000/svg\"><path fill=\"white\" fill-rule=\"evenodd\" d=\"M208 189H210V187H207ZM211 191H212V189H210ZM196 196H198V197H200V198H206L204 195H201V194H197ZM167 259V260H166ZM141 260V261H140ZM138 262H137V264H148L147 262H148V260H147V256H145V258L144 259H140ZM161 260V261H160ZM159 261L161 262V263H164V264H167L168 262L167 261H169V258H165V257H162V258H160L159 259ZM158 261V263H160ZM160 263V264H161Z\"/></svg>", "mask_w": 264, "mask_h": 264}, {"label": "snow or ice", "instance_id": "obj_5", "mask_svg": "<svg viewBox=\"0 0 264 264\" xmlns=\"http://www.w3.org/2000/svg\"><path fill=\"white\" fill-rule=\"evenodd\" d=\"M208 175H209V177H210V176H211V173H209ZM206 178H207V177H206Z\"/></svg>", "mask_w": 264, "mask_h": 264}]
</instances>
